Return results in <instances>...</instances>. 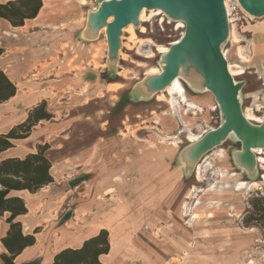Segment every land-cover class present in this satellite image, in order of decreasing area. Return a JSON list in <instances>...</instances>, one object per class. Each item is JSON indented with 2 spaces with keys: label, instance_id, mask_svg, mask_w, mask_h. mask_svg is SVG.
<instances>
[{
  "label": "rangeland",
  "instance_id": "1",
  "mask_svg": "<svg viewBox=\"0 0 264 264\" xmlns=\"http://www.w3.org/2000/svg\"><path fill=\"white\" fill-rule=\"evenodd\" d=\"M45 1V10H57V21L76 19L84 24L104 0ZM230 3L239 40H231L233 22L229 21L228 36L221 47L228 51L229 61L245 69L244 74L234 76L243 85L239 94L243 113L251 108L262 121L264 74L250 66L255 64L252 58L256 55L251 28L264 24V15L247 14L238 0ZM146 13V21L129 24L139 38L132 40L131 31L124 28L114 56L106 34L113 17L94 38L96 45L88 47L98 46L95 56H100L102 63H93L104 70L96 78L92 73L96 71L90 69L88 81H124L130 89L118 94L119 98L105 95L98 113L93 101L96 95L82 98L76 91L77 80H81H57L56 94L46 101L47 110L53 112L51 119L39 121L28 137L15 140V146L3 156L23 157L40 146L46 147V155L54 164L52 173L58 177L55 183L67 180L73 190V207L85 203L88 209L83 215L90 221L113 220L109 233L124 229L135 232L153 263L264 264V164L258 160L264 157V147L262 154L255 153L254 167L246 169L236 161L242 142L231 133L189 162L188 152L198 143L188 139L189 132L201 135V139L223 123L222 112L192 62H187L179 74L184 98L175 93L174 108L166 99L170 98L167 87L145 94L139 82L152 75L151 68L164 66L165 53L159 52V46L170 47L181 38L186 26L182 19L165 12L151 16L148 9ZM91 30L84 35L87 37ZM78 36L83 38V34ZM239 45L247 57L244 61L237 54ZM161 93L165 98L158 97ZM30 103L19 106L12 117H8L7 109L0 110V133L25 121L30 110L41 104ZM86 103L88 106L82 108ZM97 114L102 116L97 118ZM259 120L249 121L257 125ZM173 137L180 139L177 148L171 145ZM65 164L70 165L68 169L87 168V175L76 171L63 175L60 172ZM200 164L204 171L203 178L198 179ZM81 177L86 180L77 184Z\"/></svg>",
  "mask_w": 264,
  "mask_h": 264
},
{
  "label": "crops",
  "instance_id": "2",
  "mask_svg": "<svg viewBox=\"0 0 264 264\" xmlns=\"http://www.w3.org/2000/svg\"><path fill=\"white\" fill-rule=\"evenodd\" d=\"M46 8L47 2L44 0L38 16L27 19L22 26H13L6 19L0 20V48L3 49L0 54V69L17 86V93L0 103V110L7 109L8 117H12L15 115L13 111H17L26 101L31 102L32 106L42 101L50 102L57 92L54 85L57 80L74 77V81L81 80H77L79 89L76 91L81 93L82 98L96 95L93 101H96V110L99 113L105 95L112 94L119 98L118 94L130 87L124 81L89 82L86 76L91 70L96 71L92 72L96 74V78L104 70L94 67L93 62L100 64L102 58L95 56L99 54V51L95 53L94 50L98 46L91 50L88 48L91 44L96 45L97 41L84 35L88 20L84 24L76 19L59 22L57 10H45ZM251 31V46L256 55L252 58L255 64H250V67L264 74V24L252 26ZM82 34L81 39L78 35ZM131 92L134 95L132 90ZM87 106V103L81 105L82 108ZM50 113L53 115V112ZM101 116L97 114V118ZM262 122L264 117L259 124ZM6 152L8 150L2 155ZM71 163L76 162L71 160ZM67 167L70 165L65 164L60 173L75 174L72 171H76L87 175L84 172L87 168ZM53 169L54 164L52 171ZM53 177L58 179L55 174ZM85 180L86 178H78L77 184H82ZM68 186L67 180L59 184L53 181L35 193L28 190L14 192L25 199L28 207L27 213L16 217L21 222L24 233L33 234L38 229L34 233L36 242L17 256L18 264H50L60 250L79 247L101 229H110L108 227L115 224L113 220L104 222L100 218L90 221L83 215L88 209L85 203L73 207V190ZM8 216V212L0 216V264H3L2 253L6 252L2 238L9 229ZM109 240L110 251L101 256L102 264H157L152 262L146 247L139 244L135 232L127 229L110 231Z\"/></svg>",
  "mask_w": 264,
  "mask_h": 264
},
{
  "label": "water",
  "instance_id": "3",
  "mask_svg": "<svg viewBox=\"0 0 264 264\" xmlns=\"http://www.w3.org/2000/svg\"><path fill=\"white\" fill-rule=\"evenodd\" d=\"M238 3L251 16L264 15V0H238ZM143 8H161L170 17L182 19L186 24L183 36L177 43L171 44L164 54L162 72L148 75L139 82L144 86L145 94L172 85L184 65L192 62L196 71L205 78V86L215 95L222 112L223 123L202 135L196 146L189 150L187 156L191 161H188L194 162L204 152L235 133L242 142L236 161L242 167L252 169L256 161L252 149L264 147V122L253 125L244 116L239 97L243 85L231 75L228 60L223 54L221 45L229 31L224 0H104L97 11L90 15L87 30L92 28L93 31L86 35L96 38L105 22L113 16L106 34L109 51L114 56L118 52L122 30L131 23L139 22Z\"/></svg>",
  "mask_w": 264,
  "mask_h": 264
},
{
  "label": "trees",
  "instance_id": "4",
  "mask_svg": "<svg viewBox=\"0 0 264 264\" xmlns=\"http://www.w3.org/2000/svg\"><path fill=\"white\" fill-rule=\"evenodd\" d=\"M44 0H0V20L6 19L13 26H22L27 19L38 16ZM3 49L0 48V54ZM17 93L16 84L0 69V103ZM46 101L33 107L26 120L0 133V216L9 213V229L2 238L6 252L2 253L3 264H18L17 256L28 246L36 242L35 234H26L16 217L27 213L28 207L23 197L15 191L28 190L37 192L52 183V162L46 155V147L40 146L36 152L23 157L3 156L2 154L15 146V140L29 136L31 129L41 120L51 119ZM110 251L109 232L101 229L94 236L86 239L76 248L60 250L50 264H102L101 256Z\"/></svg>",
  "mask_w": 264,
  "mask_h": 264
},
{
  "label": "bare ground",
  "instance_id": "5",
  "mask_svg": "<svg viewBox=\"0 0 264 264\" xmlns=\"http://www.w3.org/2000/svg\"><path fill=\"white\" fill-rule=\"evenodd\" d=\"M224 2H225V7H226V12H227V15L229 14V16H228V19H229V21L230 22H233V24H232V26H233V28H232V30H230L231 31V36H230V38H231V40L232 41H238L239 40V36H238V31L236 30V26H235V20L236 19H234V17H231V15L233 14L232 13V10H234V7H233V5L230 3V0H224ZM147 10L148 9H146V8H143L141 11H140V14H139V19L140 20H142V21H146L147 19H148V15H147ZM151 10V16L152 15H163L164 14V12H163V10L161 9V8H152V9H150ZM111 17H113V16H111ZM110 17V18H111ZM110 18H109V20H110ZM164 19V17L162 18V20ZM108 20V21H109ZM109 23V22H108ZM132 24V23H131ZM179 25H182V24H179ZM129 26V27H128ZM127 27H125L127 30H129V31H131V38H132V40H134V41H136L139 37L137 36V34H136V32L134 31V29H133V27H132V25H128ZM231 29V28H230ZM143 31L145 30L144 28L142 29ZM179 41V40H178ZM178 41H175V42H173L172 44H175V43H177ZM169 51V47H166V46H163V45H161V46H159V52L160 53H167ZM225 53V54H224ZM223 54H224V56L226 57V59L228 60V51H224L223 50ZM237 54H238V56H239V58L241 59V60H246L247 59V57H246V54H245V51H244V48L241 46V45H239L238 46V48H237ZM150 67V66H149ZM149 67H148V69H149ZM228 68H229V71H230V73H231V75L234 77V76H236V75H241V74H244L245 73V69H244V67H242L239 63H232L231 61H229L228 60ZM162 68H160V67H153V68H151L150 69V72L152 73V74H159V73H161L162 72ZM149 72V71H148ZM184 90H185V88H184V86H183V84H182V82H181V80H180V78L179 77H176L175 78V80H174V82H173V84L172 85H169V86H167V91H168V93L170 94V98L169 97H167L166 99H167V101H168V104L172 107V108H174V94L175 93H177V94H180V95H182L183 96V98H184ZM158 97H161V98H165V95L163 94V93H161V94H159L158 95ZM157 97V98H158ZM244 116L246 117V119H248V120H259V119H261L259 116H257L253 111H252V109L251 108H248L246 111H244ZM260 121V120H259ZM182 132L184 131V130H181ZM201 134V133H200ZM200 137H201V135H198V134H195V133H192V132H189V134H188V139L190 140V141H195V140H199L200 139ZM165 139H167V137H165ZM167 140H170V139H167ZM172 140H174L173 142H172V146L173 147H175V148H177V146H178V143L180 142V139H179V137H173L172 138ZM256 154H262L263 153V149L262 148H253L252 149ZM207 159V158H206ZM258 160L260 161V163L262 162L263 164H264V157L263 156H259L258 157ZM208 161V160H207ZM204 162H206V161H204ZM205 164V163H204ZM206 165V164H205ZM203 164H200L199 166H197V173H196V176H197V178L198 179H201V178H203L202 177V171H204L203 170ZM263 166V165H262ZM223 172V171H222ZM263 177H264V175H263ZM255 184V183H254ZM253 185V184H252ZM255 186V185H254ZM257 186V185H256ZM255 186V187H256ZM186 203V202H185ZM188 207V206H187ZM187 212V211H186Z\"/></svg>",
  "mask_w": 264,
  "mask_h": 264
},
{
  "label": "built area",
  "instance_id": "6",
  "mask_svg": "<svg viewBox=\"0 0 264 264\" xmlns=\"http://www.w3.org/2000/svg\"><path fill=\"white\" fill-rule=\"evenodd\" d=\"M184 34V33H183ZM183 34L181 35V37L183 36Z\"/></svg>",
  "mask_w": 264,
  "mask_h": 264
}]
</instances>
